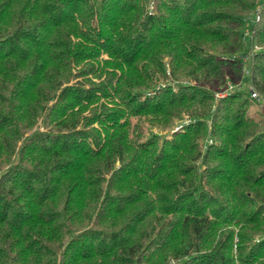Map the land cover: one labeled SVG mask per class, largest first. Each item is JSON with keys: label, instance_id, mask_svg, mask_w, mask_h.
<instances>
[{"label": "trees", "instance_id": "1", "mask_svg": "<svg viewBox=\"0 0 264 264\" xmlns=\"http://www.w3.org/2000/svg\"><path fill=\"white\" fill-rule=\"evenodd\" d=\"M242 81L264 0H0V264H264Z\"/></svg>", "mask_w": 264, "mask_h": 264}, {"label": "built area", "instance_id": "2", "mask_svg": "<svg viewBox=\"0 0 264 264\" xmlns=\"http://www.w3.org/2000/svg\"><path fill=\"white\" fill-rule=\"evenodd\" d=\"M259 12H260V7L258 6L256 9H255V11H254V13H253V15H252V17H251V19H250V21L251 22H253V21H255V20H257V18L259 17ZM249 34H250V31L248 30V31H246L245 33H244V37L246 38L247 36H249ZM258 50V46H256V45H253L252 47L250 46V49H249V51H246L245 53H243L242 55H241V59L244 61V62H247L248 60H250V58L255 54V52ZM244 74H247L248 72H247V69L246 68H244ZM243 82V81H242ZM242 82H240V83H238V84H228V86H227V89L225 90V91H223V92H219V93H216V96L217 97H220V96H224L227 92H229V91H232V90H235V89H243L242 88V86H243V83ZM247 84V89H246V91H248L249 92V95H250V97L252 98V99H254L255 101H257L259 104H260V106L262 107V108H264V95H261V94H259L253 87H252V85L250 84V83H246Z\"/></svg>", "mask_w": 264, "mask_h": 264}, {"label": "rangeland", "instance_id": "3", "mask_svg": "<svg viewBox=\"0 0 264 264\" xmlns=\"http://www.w3.org/2000/svg\"><path fill=\"white\" fill-rule=\"evenodd\" d=\"M243 83V86H242V88L243 89H247V81H243L242 82ZM215 97H217L216 95H215ZM253 112H259V113H261V112H263L262 111V108H261V106L260 105H257V106H253ZM259 116H261V117H263L264 118V113H261V115H259ZM183 119H185V116L183 117ZM183 120H174L173 121V125L171 126V130L169 129V130H161L160 128H158V127H156V126H153V127H151L150 128V130H149V132H153V133H157V134H167L168 133V131L169 132H171L172 130H175L176 128H178L179 127V124L182 122Z\"/></svg>", "mask_w": 264, "mask_h": 264}]
</instances>
